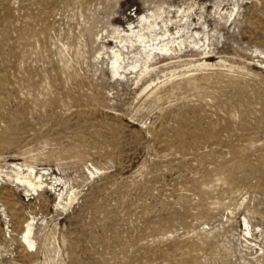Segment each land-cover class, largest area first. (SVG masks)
<instances>
[{"label":"rangeland","instance_id":"374dc122","mask_svg":"<svg viewBox=\"0 0 264 264\" xmlns=\"http://www.w3.org/2000/svg\"><path fill=\"white\" fill-rule=\"evenodd\" d=\"M0 264H264V0H0Z\"/></svg>","mask_w":264,"mask_h":264},{"label":"bare ground","instance_id":"6f19581e","mask_svg":"<svg viewBox=\"0 0 264 264\" xmlns=\"http://www.w3.org/2000/svg\"><path fill=\"white\" fill-rule=\"evenodd\" d=\"M141 21L143 23L142 24L143 28L139 29L138 31H136L135 29L137 26L131 29H127L128 31V33H126L127 39L126 40L123 39L126 42H128L127 40L131 39L129 42H131L132 45H139L140 47H143L142 51H144V53H141L143 54L142 59L136 60L131 68L132 69L131 71H135L138 68L139 65L138 63L142 62L143 65L140 68L141 70V72L139 73L140 76L150 73L152 70H154L157 67L158 64L160 65L161 63H165L164 61L159 63L158 62L153 63L152 61L157 54L161 53L162 55H167L168 53L170 54L173 53L170 51H173L175 49H173V46H170L173 44V43L171 44L170 42L177 41L174 40L176 38L172 37V34L169 33V30L166 31L164 30L165 32L162 33L161 35L155 34L156 28L158 27V22L155 18L151 20L150 16H147L146 14V16H143ZM153 32L155 33L151 35ZM171 38H173V40ZM182 44H183V40L179 42V45ZM200 66H204V65L201 64ZM112 69L114 74L116 75H122L125 72V71H121L123 67L121 61V54L119 52H114ZM16 166L18 169H22L21 165L16 164ZM30 169L31 171L27 175H21L22 173L19 172L18 180L29 186L32 191L37 192L39 190H42V187H44V181L42 180V175L38 174L37 172L35 173L33 168ZM32 230L33 227L29 222L27 225V229L22 233L21 236V241L30 247L35 246V241L31 236Z\"/></svg>","mask_w":264,"mask_h":264}]
</instances>
